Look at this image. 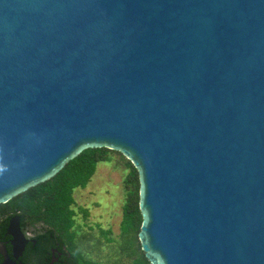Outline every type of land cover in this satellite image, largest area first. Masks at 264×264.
<instances>
[{
  "label": "water",
  "instance_id": "95a60500",
  "mask_svg": "<svg viewBox=\"0 0 264 264\" xmlns=\"http://www.w3.org/2000/svg\"><path fill=\"white\" fill-rule=\"evenodd\" d=\"M101 148L149 264H264V0H0V205Z\"/></svg>",
  "mask_w": 264,
  "mask_h": 264
},
{
  "label": "trees",
  "instance_id": "16d2710c",
  "mask_svg": "<svg viewBox=\"0 0 264 264\" xmlns=\"http://www.w3.org/2000/svg\"><path fill=\"white\" fill-rule=\"evenodd\" d=\"M113 156L128 169L124 180L126 185L125 202L120 223V249L128 253L132 264H149L145 259L138 240L137 232L141 223L138 210V182L136 171L129 161L114 151L101 149H87L79 156L69 161L65 167L53 178L12 198L0 205V235L7 219L11 215H18L20 223L28 225L42 224L43 233L39 234L40 243L46 244L54 238L63 241L67 251L72 254L71 264H101L94 262L82 253L80 243L76 240L74 226L73 193L77 188L84 189L94 175L97 164L111 162ZM106 236L108 232H103ZM112 242V238H107Z\"/></svg>",
  "mask_w": 264,
  "mask_h": 264
},
{
  "label": "rangeland",
  "instance_id": "374dc122",
  "mask_svg": "<svg viewBox=\"0 0 264 264\" xmlns=\"http://www.w3.org/2000/svg\"><path fill=\"white\" fill-rule=\"evenodd\" d=\"M128 169L113 156L109 163H98L87 188L74 190V226L82 253L101 264H132L127 252L120 249V223L125 202V178ZM108 185V186H107ZM34 226L43 227L35 224ZM34 226H30L34 229ZM31 229L28 233L31 234ZM103 232H108L105 236ZM112 238V242H107Z\"/></svg>",
  "mask_w": 264,
  "mask_h": 264
},
{
  "label": "flooded vegetation",
  "instance_id": "af4514ba",
  "mask_svg": "<svg viewBox=\"0 0 264 264\" xmlns=\"http://www.w3.org/2000/svg\"><path fill=\"white\" fill-rule=\"evenodd\" d=\"M13 216L18 217L20 232L26 240L20 256L16 259L12 257V238L5 234L8 220ZM20 222L18 215H11L7 219L6 226L0 235V242L5 248L6 255L14 264H71L73 256L67 251L63 241L54 238L52 241H47L46 244L40 243L37 236L43 233L41 227ZM30 226H34V229H31ZM28 229H31V234L28 233ZM2 261L3 259L0 256V264H2Z\"/></svg>",
  "mask_w": 264,
  "mask_h": 264
},
{
  "label": "clouds",
  "instance_id": "9594fccd",
  "mask_svg": "<svg viewBox=\"0 0 264 264\" xmlns=\"http://www.w3.org/2000/svg\"><path fill=\"white\" fill-rule=\"evenodd\" d=\"M5 171V168L3 165H0V173H3Z\"/></svg>",
  "mask_w": 264,
  "mask_h": 264
},
{
  "label": "crops",
  "instance_id": "0c3cea01",
  "mask_svg": "<svg viewBox=\"0 0 264 264\" xmlns=\"http://www.w3.org/2000/svg\"><path fill=\"white\" fill-rule=\"evenodd\" d=\"M109 164H110V162H109ZM96 168H97V167H96ZM95 172H96V170H95ZM94 174H95V173H94ZM93 176H94V175H93ZM93 176H92V177H93ZM92 177H91V178H92ZM90 182H91V180L89 181V183H90ZM89 183H88V184H89ZM88 184H87V185H88ZM107 186H108V185H107ZM85 188H87V186H86Z\"/></svg>",
  "mask_w": 264,
  "mask_h": 264
}]
</instances>
